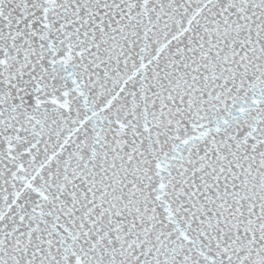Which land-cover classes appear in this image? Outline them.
Masks as SVG:
<instances>
[{
  "label": "snow or ice",
  "instance_id": "1",
  "mask_svg": "<svg viewBox=\"0 0 264 264\" xmlns=\"http://www.w3.org/2000/svg\"><path fill=\"white\" fill-rule=\"evenodd\" d=\"M0 264H264V0H0Z\"/></svg>",
  "mask_w": 264,
  "mask_h": 264
}]
</instances>
